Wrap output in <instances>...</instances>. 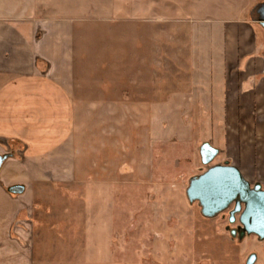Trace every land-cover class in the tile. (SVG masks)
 Returning <instances> with one entry per match:
<instances>
[{"label":"crops","instance_id":"1","mask_svg":"<svg viewBox=\"0 0 264 264\" xmlns=\"http://www.w3.org/2000/svg\"><path fill=\"white\" fill-rule=\"evenodd\" d=\"M149 1L154 8L147 0H13L0 14V152L13 154L0 169V264H39L35 246L45 237L32 232L22 200L37 187L148 183L156 162L181 145L193 154L216 137L225 163L264 190L263 29L249 19L225 27L232 39L195 72L189 49L184 59L164 53L173 47L164 48L162 0ZM131 18L143 24L137 58L116 56L123 41L113 57L74 52L76 23ZM13 185L24 193L9 194Z\"/></svg>","mask_w":264,"mask_h":264},{"label":"rangeland","instance_id":"2","mask_svg":"<svg viewBox=\"0 0 264 264\" xmlns=\"http://www.w3.org/2000/svg\"><path fill=\"white\" fill-rule=\"evenodd\" d=\"M261 1L162 0L164 48L173 47L164 53L171 51L176 56L178 52L177 57L184 59L189 49L196 72L201 62L216 61V45L232 39L224 28L247 21L249 10ZM147 2L149 9L154 8L153 1ZM12 3L0 0V14L10 12ZM113 24L76 23L74 52L89 58L113 57L114 44L123 41L124 54L119 50L116 56L137 58L139 49L132 44L141 40L143 24L135 18ZM258 32L257 50L263 58L260 28ZM209 119L213 123L217 114L210 113ZM209 144L223 148L216 137L210 138ZM194 145L193 154L190 145L178 146L171 156L164 153L148 183L110 188L72 186L69 192L54 185L37 187L34 194L22 197L34 222L32 232L45 237L35 246L39 264H245L250 254L258 258L254 264H264V240L232 238L229 230L236 223L229 224L227 211L206 219L196 203H188L185 190L190 179L226 160L220 152L204 166Z\"/></svg>","mask_w":264,"mask_h":264},{"label":"water","instance_id":"3","mask_svg":"<svg viewBox=\"0 0 264 264\" xmlns=\"http://www.w3.org/2000/svg\"><path fill=\"white\" fill-rule=\"evenodd\" d=\"M250 22L257 23L264 32V0L255 4L248 12ZM264 59V43H263ZM201 164L207 166L218 156V149L209 143L199 147ZM13 154H0V169L4 162L12 158ZM25 191L22 185H13L7 188L11 195H22ZM188 203H196L200 215L206 219H213L233 208L228 213L229 224L238 222L240 231L229 230V235L243 239L245 236H254L264 240V190L260 184L253 186L242 176L234 166L224 163L209 167L200 175L190 179L185 190ZM256 255L250 254L245 264H254Z\"/></svg>","mask_w":264,"mask_h":264},{"label":"flooded vegetation","instance_id":"4","mask_svg":"<svg viewBox=\"0 0 264 264\" xmlns=\"http://www.w3.org/2000/svg\"><path fill=\"white\" fill-rule=\"evenodd\" d=\"M251 186H253L254 184H250ZM233 208V206L227 211L228 213H229V211L231 210ZM236 225H235V228H231L230 230H232V229H235V230H237V231H240V229H241V227H240V224H239V222H238V215H236ZM234 223V224H235Z\"/></svg>","mask_w":264,"mask_h":264}]
</instances>
